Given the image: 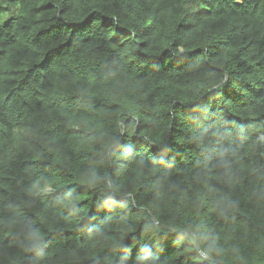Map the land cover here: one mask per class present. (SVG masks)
I'll return each mask as SVG.
<instances>
[{"label":"trees","instance_id":"obj_1","mask_svg":"<svg viewBox=\"0 0 264 264\" xmlns=\"http://www.w3.org/2000/svg\"><path fill=\"white\" fill-rule=\"evenodd\" d=\"M0 264H264V0H0Z\"/></svg>","mask_w":264,"mask_h":264}]
</instances>
